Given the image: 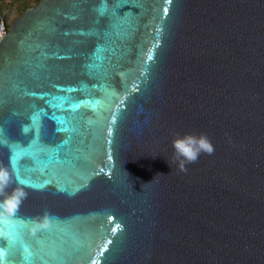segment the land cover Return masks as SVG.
I'll list each match as a JSON object with an SVG mask.
<instances>
[{
    "label": "water",
    "instance_id": "1",
    "mask_svg": "<svg viewBox=\"0 0 264 264\" xmlns=\"http://www.w3.org/2000/svg\"><path fill=\"white\" fill-rule=\"evenodd\" d=\"M176 133L213 154L181 171ZM13 155L28 197L0 221L9 264H264V0L26 8L0 37Z\"/></svg>",
    "mask_w": 264,
    "mask_h": 264
},
{
    "label": "clouds",
    "instance_id": "2",
    "mask_svg": "<svg viewBox=\"0 0 264 264\" xmlns=\"http://www.w3.org/2000/svg\"><path fill=\"white\" fill-rule=\"evenodd\" d=\"M171 145L174 150L175 162L178 163L181 171H186V165L195 163L201 154L211 155L214 152V146L205 133H185L183 135L176 133L173 135ZM14 165V155L10 156L8 166L0 164V221H7L9 218L14 217L28 197V192L25 191V188L19 186L23 183L14 180ZM156 175L165 174L157 173ZM13 183L18 186L12 188L11 191H7ZM26 223L29 231L35 234L50 227L51 217L45 212L29 218ZM0 264H9L5 248H0Z\"/></svg>",
    "mask_w": 264,
    "mask_h": 264
},
{
    "label": "rangeland",
    "instance_id": "3",
    "mask_svg": "<svg viewBox=\"0 0 264 264\" xmlns=\"http://www.w3.org/2000/svg\"><path fill=\"white\" fill-rule=\"evenodd\" d=\"M24 2L29 7L38 3L36 0H0V4L2 5V9H0V11L4 15L6 22H8V26L23 12L20 8Z\"/></svg>",
    "mask_w": 264,
    "mask_h": 264
},
{
    "label": "snow or ice",
    "instance_id": "4",
    "mask_svg": "<svg viewBox=\"0 0 264 264\" xmlns=\"http://www.w3.org/2000/svg\"><path fill=\"white\" fill-rule=\"evenodd\" d=\"M168 3H171V0H167ZM169 9L167 7L164 8V13L165 15L168 13ZM148 59L151 60L152 59V55L150 54L148 56ZM115 119V118H114ZM22 183H24V181H21ZM0 236H3L4 237V234L3 233H0ZM9 244L10 246L13 245V244H18V240L15 238L14 234L10 237L9 239ZM106 250V248H105Z\"/></svg>",
    "mask_w": 264,
    "mask_h": 264
},
{
    "label": "built area",
    "instance_id": "5",
    "mask_svg": "<svg viewBox=\"0 0 264 264\" xmlns=\"http://www.w3.org/2000/svg\"><path fill=\"white\" fill-rule=\"evenodd\" d=\"M7 29H8V22H6V20L4 19V15L0 11V37L3 32L6 33Z\"/></svg>",
    "mask_w": 264,
    "mask_h": 264
},
{
    "label": "trees",
    "instance_id": "6",
    "mask_svg": "<svg viewBox=\"0 0 264 264\" xmlns=\"http://www.w3.org/2000/svg\"><path fill=\"white\" fill-rule=\"evenodd\" d=\"M37 2L39 1V0H36ZM27 7H29V6H27V4L24 2L23 4H22V7L20 8V10L21 11H24ZM0 9H2V5L0 4Z\"/></svg>",
    "mask_w": 264,
    "mask_h": 264
}]
</instances>
